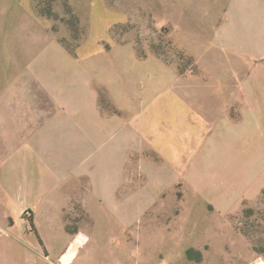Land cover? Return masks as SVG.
<instances>
[{
  "label": "rangeland",
  "instance_id": "1",
  "mask_svg": "<svg viewBox=\"0 0 264 264\" xmlns=\"http://www.w3.org/2000/svg\"><path fill=\"white\" fill-rule=\"evenodd\" d=\"M12 56L11 100L38 74L76 125L10 137L0 198L58 181L0 230L12 261L264 264V0H0L10 79Z\"/></svg>",
  "mask_w": 264,
  "mask_h": 264
},
{
  "label": "crops",
  "instance_id": "2",
  "mask_svg": "<svg viewBox=\"0 0 264 264\" xmlns=\"http://www.w3.org/2000/svg\"><path fill=\"white\" fill-rule=\"evenodd\" d=\"M29 57L32 56L29 55L27 58ZM14 61L17 62L19 66L22 67L17 68L18 72L13 73L11 75V79H10V75L9 78L8 76H3L2 75L3 71L0 70V165L3 163V160L7 159L8 156L10 157V152L7 149V146L10 142H13L10 139V137L13 134L20 135L21 131L23 130L25 133H23L22 137L18 139L24 141L33 140L35 143V139L37 138L40 129L43 128L48 129V132L57 136L58 134H60V132L73 134V131L76 128V125L73 122H70L67 119L68 117H65L63 115L62 112L63 109H61V107L63 103L64 104L66 103L61 102L62 97L59 98L60 93L58 94L56 93V89L54 88V86L52 87L50 85L44 86L43 78H41L38 74L34 75L33 77L30 75L32 80L30 78L29 82L23 81V83L20 84V87H18V83L22 81L16 83L15 85L18 87V91L26 94V96L23 100L20 101L11 100L10 92L12 89L11 86L13 85V79L16 76L20 75L22 72L26 71V68L24 67L25 66L24 61H26V58L24 59L20 56H12V60H11L12 66L14 64ZM25 99L27 102L24 101ZM26 103L29 104L30 114L26 115V111L25 112H23L24 110L21 111L19 106H15L17 111L12 113V105L22 104L23 109H25ZM31 123H34V126L29 127ZM70 124H72V127ZM139 127H141L147 133L152 132V127L148 123H145L144 121L140 122ZM2 140L6 141V143L4 142L3 144ZM24 145H26L25 142ZM22 158H24L23 182L25 184L29 183L30 180L35 182L36 180H38L36 176L38 174L37 170L42 171L39 168L40 165L42 167V163L38 164V162L37 163L30 162L31 167L28 168L27 166L28 154H24ZM50 167L51 169H48L50 175L45 176L43 178L40 177L41 183L48 188V190L42 192L41 195L29 193L25 187V190L22 192V194H18L13 198L11 196L10 197L11 199L9 198L7 199V197L3 198L1 196L2 198H0V230L3 232L6 231L10 237H11V229L9 227V224L7 223L8 219L14 216L13 214H16L17 210H20L21 206L25 205L24 203L28 202L31 204H40L44 202V197L48 196L50 193L49 189H51L52 187L53 188L57 187L58 181L54 179L53 177L54 174L51 175L52 171L55 170L54 165L51 164ZM58 168L59 165L56 166L57 174H59ZM10 241L11 238H8L6 241L4 240L2 243H0V264L20 263L17 261H12L11 259L10 252L12 247ZM75 244L76 242L69 249L68 253L62 257L63 261H65L64 258L71 252L73 247L76 250L77 245ZM73 256L74 254L70 258H72ZM69 259L66 261L69 262ZM111 264H121V263L115 261L112 262Z\"/></svg>",
  "mask_w": 264,
  "mask_h": 264
},
{
  "label": "bare ground",
  "instance_id": "3",
  "mask_svg": "<svg viewBox=\"0 0 264 264\" xmlns=\"http://www.w3.org/2000/svg\"><path fill=\"white\" fill-rule=\"evenodd\" d=\"M80 243L79 239L76 241L75 245H78ZM75 252V248L73 247L71 252L64 258V260H68Z\"/></svg>",
  "mask_w": 264,
  "mask_h": 264
},
{
  "label": "trees",
  "instance_id": "4",
  "mask_svg": "<svg viewBox=\"0 0 264 264\" xmlns=\"http://www.w3.org/2000/svg\"><path fill=\"white\" fill-rule=\"evenodd\" d=\"M65 50L69 53V50L65 48ZM31 226L33 225V223L30 224ZM191 258V257H190Z\"/></svg>",
  "mask_w": 264,
  "mask_h": 264
}]
</instances>
